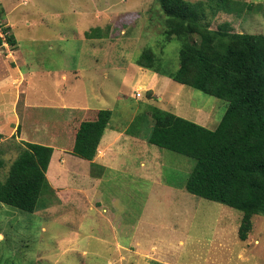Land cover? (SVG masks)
Returning <instances> with one entry per match:
<instances>
[{
    "label": "rangeland",
    "instance_id": "1",
    "mask_svg": "<svg viewBox=\"0 0 264 264\" xmlns=\"http://www.w3.org/2000/svg\"><path fill=\"white\" fill-rule=\"evenodd\" d=\"M234 1L244 2L240 13L205 8L198 20L212 29L229 22L233 31L264 33V0ZM0 10L15 39L0 48V179L23 147L11 134L17 94L8 73L24 76L20 89L38 111L32 116L45 121L32 127L35 140L59 144L60 113L70 118L79 115L76 108H93V117L96 109H109L106 132L123 131L119 147L127 151L126 170L107 172L99 187L90 189L75 170L85 160L66 153L51 171L70 186L79 184L78 192L52 188L33 212L0 203V264H264V215L252 216L246 240H239L241 211L184 188L194 159L145 139L155 111L213 129L227 106L162 73L138 86L147 69L135 60L145 49L165 73L179 65L181 43L167 39L157 0H0ZM28 136L22 138L31 141ZM73 234L65 244L71 252L62 253V237Z\"/></svg>",
    "mask_w": 264,
    "mask_h": 264
},
{
    "label": "trees",
    "instance_id": "2",
    "mask_svg": "<svg viewBox=\"0 0 264 264\" xmlns=\"http://www.w3.org/2000/svg\"><path fill=\"white\" fill-rule=\"evenodd\" d=\"M164 14L167 39L180 41L179 65L174 72H163L154 52L145 49L135 63L172 80L198 89L227 102L217 126H206L170 111L154 112L153 124L145 137L148 143L193 158L195 163L184 188L187 192L241 211L238 239L246 240L254 215H264V33L233 31L229 22L212 29L198 18L208 8L240 13L243 3L234 0H157ZM249 4V3H248ZM247 4V5H248ZM1 21V10H0ZM92 30H96L93 28ZM6 40L14 36L4 27ZM90 32L86 31L85 35ZM26 108L22 111L13 137L21 138L17 156L0 179V203L33 212L41 194L52 188L46 170L53 151L51 143L33 142L32 127L43 128ZM88 110L71 126L61 130L58 145L67 152L92 161L100 138L108 127L111 110ZM69 126V128H70ZM31 141L22 138L23 134ZM2 134L0 133V142ZM3 159L0 157V166Z\"/></svg>",
    "mask_w": 264,
    "mask_h": 264
},
{
    "label": "crops",
    "instance_id": "3",
    "mask_svg": "<svg viewBox=\"0 0 264 264\" xmlns=\"http://www.w3.org/2000/svg\"><path fill=\"white\" fill-rule=\"evenodd\" d=\"M12 66H14V65H12ZM143 72H144V74H143ZM17 75H18L17 72H15L13 76L8 73L9 78H11L12 85H15V91L17 94L16 98H14V100L12 101V105H13L12 111H13V114L15 116L14 117L15 118V124L12 126L11 134L15 133L16 126L21 120L20 112L22 113V111H25L26 108H34L35 107V106H31L28 104V101H26V99H25V92H22V90L20 89L21 88L20 85H22L26 79L24 80V76L22 74H19L18 76ZM142 75H143L142 76L143 78H142V80H140L141 83H139L138 86L143 85V87H145V86H144V83H142V81H144L146 79V77H149V76L157 77L156 73L149 70V69H147L146 71H142ZM147 82H148V80H146L145 85ZM19 90H21V91L19 92ZM20 98H22V101L20 100ZM87 109H93V108H76V110H79V111L87 110ZM60 114H62V117H61V120L58 122L59 129L68 130V132L71 133L72 131L69 130V126L75 122L74 121V119L76 118L75 113H73L70 118L64 117L63 113H60ZM36 122L40 123L42 121L36 120ZM70 128H71V126H70ZM106 130H107V127L105 128V130H104V132L100 138V141H99L97 149H96L95 156L92 159V161L84 159L85 161L82 163V161H78V159H75L76 161H78V163L76 164L77 168L75 170L77 171V173H79V175H82L83 177L87 178V183L89 184L90 189H93L97 186L99 187V184H100L102 178L106 175L107 172L126 170L122 166L125 163L122 156L127 151H125L119 147V144L121 143V141L126 140L124 137V134L122 133L123 131L111 129L110 131L106 132ZM19 139L21 140V138H19ZM35 139L36 138L34 137L32 139V141L38 142V143L44 142V141L40 142L39 140H35ZM61 144L62 145H57V146H55L54 144H50L53 146V151H52L50 161H49V164H48V167L46 170V177L48 179V182H49L51 188H53L54 191L57 193L59 191H65L64 190L65 188L68 189L70 187H71V190H74V191L76 190L78 192V190H80L79 184L70 186L69 183H65V181L61 180V174L59 176V172L56 175H54L51 171L52 166L56 163H63L64 162V154L69 153L66 150V149H68V147L66 148L67 145H63V143H61ZM56 161H58V162H56ZM141 165H143L142 162H141ZM82 166H83V168H82ZM64 169L62 171L66 170V169L65 170ZM70 172H71V170H70ZM144 175L146 177L148 176V178L153 180L152 183H156L155 175L153 173H151L150 170H147L146 174H144ZM62 187H64V189H61ZM57 188H59V189H57ZM97 199L101 201L100 198H97ZM97 204L100 205V202L97 201ZM112 215L113 214L111 213V216ZM111 216H108L106 218L109 223H112ZM111 230L114 231V227H112ZM74 236L75 235L73 234V235L68 236V237H65V236L62 237V239H61L62 242L60 245V249H61L62 253L65 251H69V253L71 252L70 250H68L65 247V244L68 243L71 240L70 238H73ZM98 239L100 241H103L102 238H98ZM104 239H105L104 241L107 243L108 239H106V238H104Z\"/></svg>",
    "mask_w": 264,
    "mask_h": 264
},
{
    "label": "built area",
    "instance_id": "4",
    "mask_svg": "<svg viewBox=\"0 0 264 264\" xmlns=\"http://www.w3.org/2000/svg\"><path fill=\"white\" fill-rule=\"evenodd\" d=\"M2 47H5L6 49H8L7 47L10 48L9 43L6 40V33L4 31V27H3V25H2V23L0 21V48H2ZM139 95H140V93L137 90L136 91V96H139Z\"/></svg>",
    "mask_w": 264,
    "mask_h": 264
}]
</instances>
